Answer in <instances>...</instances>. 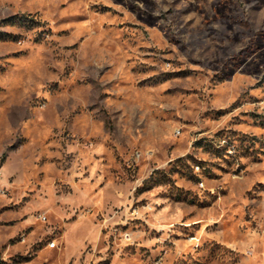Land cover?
Masks as SVG:
<instances>
[{"label":"rangeland","instance_id":"1","mask_svg":"<svg viewBox=\"0 0 264 264\" xmlns=\"http://www.w3.org/2000/svg\"><path fill=\"white\" fill-rule=\"evenodd\" d=\"M0 264H264V0H0Z\"/></svg>","mask_w":264,"mask_h":264}]
</instances>
